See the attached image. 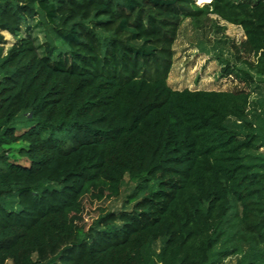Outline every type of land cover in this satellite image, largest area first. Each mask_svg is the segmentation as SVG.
Listing matches in <instances>:
<instances>
[{
	"label": "trees",
	"instance_id": "obj_1",
	"mask_svg": "<svg viewBox=\"0 0 264 264\" xmlns=\"http://www.w3.org/2000/svg\"><path fill=\"white\" fill-rule=\"evenodd\" d=\"M209 16L243 32L229 41L242 67L220 71L238 85L171 88L182 23L222 32ZM35 18L42 54L28 37L3 54V33ZM254 76L264 0H0V264H264ZM125 176L131 207L110 212Z\"/></svg>",
	"mask_w": 264,
	"mask_h": 264
},
{
	"label": "rangeland",
	"instance_id": "obj_2",
	"mask_svg": "<svg viewBox=\"0 0 264 264\" xmlns=\"http://www.w3.org/2000/svg\"><path fill=\"white\" fill-rule=\"evenodd\" d=\"M210 0H196V4L202 7ZM224 30L220 33L213 32V29L195 30L189 20H185L173 45V65L168 77V85L176 90H211L230 91L238 83L231 77H221L220 71L227 65L242 67L234 57L229 41L239 43L244 39L243 32L239 27L229 25L215 16H209ZM30 30L24 29L17 36H10L3 33L5 43L3 54L19 38H31L37 46L39 54H42V44L44 42V30L39 20L35 18L28 22ZM24 27V26H22ZM252 60V59H251ZM250 111L248 120L255 124L250 113H255L259 117L264 116V78L254 76V83L250 88ZM24 148L21 143H16L6 147L8 155L13 156L18 164L26 165V161L19 155V150ZM135 185L125 176L120 196L106 203V209L110 212L129 210L131 204L128 197L133 193ZM94 205H88L84 215L86 224L94 219ZM161 242L154 244L153 248L158 251ZM239 255H231L220 264H236Z\"/></svg>",
	"mask_w": 264,
	"mask_h": 264
}]
</instances>
